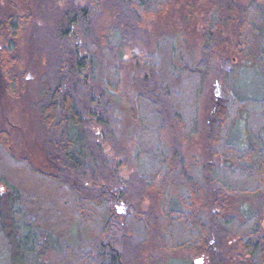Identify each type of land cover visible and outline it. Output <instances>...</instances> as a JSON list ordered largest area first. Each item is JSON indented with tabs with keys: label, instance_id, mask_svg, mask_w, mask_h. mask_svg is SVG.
<instances>
[{
	"label": "trees",
	"instance_id": "trees-1",
	"mask_svg": "<svg viewBox=\"0 0 264 264\" xmlns=\"http://www.w3.org/2000/svg\"><path fill=\"white\" fill-rule=\"evenodd\" d=\"M35 1L33 12L54 26L47 30L51 36L45 34L38 51L40 57L46 56L39 73L41 87L36 101L28 104L41 132V158L22 161L43 178L63 185L80 211L63 232L52 216L41 218L37 197L9 179L1 165L0 264H46L51 254L64 256V264H134L153 239L168 251L191 249L205 253L209 264H230L240 256L233 260L224 251L223 240L230 234L236 236L233 244L242 248L248 264H264V235L251 219L244 218L239 204L244 195L252 198L264 193V97L232 95L227 106H212L204 124L207 142L201 164L189 163L180 143L176 146L164 135L161 138L158 131V124H168L178 127L185 140L198 134L197 102L202 90L218 74L231 87L242 61H252L264 77V3L205 0L198 28L200 55L196 59L192 54L180 66L173 59L184 36H172L173 40L166 36L164 55L158 41L154 60L149 61L150 81L144 82L130 107V116L144 128L137 133L136 170L124 178L114 166V156L109 158L100 145L108 139L107 125L113 118L104 112L119 104V79L113 82L110 74L100 76L98 83L94 79L101 72L105 52L118 63L119 48L141 38L140 9L149 0H102L116 20L113 26L98 30L88 3L81 6L68 0L60 8L55 0ZM1 2L0 40L8 44L1 49L12 52L33 14L2 11ZM195 2L188 7L192 9ZM157 5L165 10V2L157 0ZM75 36H81L84 44L71 43ZM80 49H85L82 57ZM5 62H11L7 55L0 59V97L21 100L28 92L29 76L11 71ZM222 62L228 63V70ZM81 76L90 80L89 90H81ZM90 118L101 125L99 134L92 133ZM241 121L245 146L230 140L232 129ZM1 128L0 150L10 155L9 134ZM136 188L160 197L161 212L147 210L139 217L133 210L118 213L113 207L116 200L134 207ZM82 224L95 233L77 252Z\"/></svg>",
	"mask_w": 264,
	"mask_h": 264
},
{
	"label": "rangeland",
	"instance_id": "rangeland-1",
	"mask_svg": "<svg viewBox=\"0 0 264 264\" xmlns=\"http://www.w3.org/2000/svg\"><path fill=\"white\" fill-rule=\"evenodd\" d=\"M1 1L2 11L7 10L10 13H18L19 15L31 12L33 15L30 18L31 22L25 26V32L15 40V48L12 52L1 49L4 48L5 43L0 40V59L4 61L7 55L8 60L11 61L9 64L5 62V67L9 66L11 71L20 72L24 77L29 76L30 81L28 92H25L23 99L19 100L12 96L0 97V128L2 126L1 129L8 132L10 141V155H7L9 154L6 153L7 151L0 150V166L2 165L6 176L20 188L24 189L28 195L31 194L32 197H37L38 205L41 204L40 208L42 209L41 218L48 217L50 219L49 217L52 216L54 223L58 224L64 232L70 221H72V224L75 223L76 217H79L77 212L79 213L80 210L74 205L73 199L63 185L55 184L53 181L51 182L43 178L22 161L24 157L34 160L41 158L39 146L41 132L34 121V114L31 113L28 107L37 99L38 91L41 87L39 73L43 70L46 60V56L41 55L40 57L38 51L42 41L43 43L45 42V34L51 36L47 30L54 25L51 21H44V19L38 17L33 12L36 8L35 0ZM74 1L81 6L88 3L93 7L92 12L96 15L93 17H95L97 30L115 24V13L104 7L102 0ZM160 1L165 2V10L163 11L157 5V0H149L143 4L140 9L142 11L140 15L142 26L139 28L141 38L131 39L119 48L118 63L114 56L105 52L101 59V72L99 71L100 74H97V77L95 76L94 79V83H98L100 76L102 78L104 75L109 74L113 82L119 79V92L117 94L119 96V104L116 107H109L104 112L106 116L108 114L109 117L113 118H111V124L107 125L108 139L101 142L100 145L104 152L109 154L107 155L109 158L114 156V166L117 167L120 175L124 178H127L136 170L133 155L137 144V137L139 136L137 133L144 128L139 126L138 121L130 116V107L134 106L135 98L140 94L143 85H145L144 82L150 81L152 68H150L149 61L154 60L153 56L157 51L158 41H160L162 48L161 54L164 55L166 51L163 48L166 36H184V42L182 45H179L181 50L174 55L173 62L175 66H180L184 61L190 59L192 54L196 59L200 55L198 28L201 26V13L204 10L205 0H196L194 5L191 4L193 5L192 9L188 7L192 0ZM242 1L246 3L248 0ZM258 2L264 3V0H258ZM68 3V0L54 1V4L60 8L66 7ZM59 10L56 11L58 12ZM189 10H191V13ZM35 22L40 24L37 28L34 26ZM96 32L98 33L100 30ZM161 36H163L162 39L159 38ZM75 37L76 39L73 38L71 43L76 44V42L80 41L81 44H84V39L82 40L81 36ZM174 37H172V40L175 39ZM175 43L177 46L179 42L176 41ZM83 55H85V49H80V56L82 57ZM157 60L161 62L160 59ZM162 62L164 63V61ZM222 67L228 70V63L222 62ZM161 73H165V71ZM81 77V81L83 82L81 90H89L92 86L90 80H84L83 76ZM232 95H237L240 98L264 97V77L259 67L252 61H242L239 63V74L231 87L225 84L221 74L211 77L207 82L197 102L198 117L200 119L198 134L191 136L189 140H185L184 137L180 136L178 127H170L168 124L164 126L158 124L161 138L164 135L169 142H173L176 146L177 143H180L185 154L184 156L189 158L188 162L194 163L197 160L201 164L204 161L205 155L203 147L207 142L204 133L207 114L214 104H217L218 108H221L220 106L223 105L227 106ZM89 122L90 129L94 135L102 131L101 125L96 120L90 118ZM230 140L241 146L246 145L247 141L243 121L232 129ZM38 164H36L37 167L39 166ZM138 189L136 188L132 191L136 199L134 200V207L130 208L124 202L116 200L113 206L116 211L124 214L126 211L130 213L133 210L135 211L134 214H137V217L145 214L147 210L160 213V197L157 199L154 197V193L150 191L142 192V190ZM239 204L241 209L244 210V218L251 219L250 222L254 226H257L260 233L264 235V193L252 198L244 195L239 199ZM43 211H46V215ZM135 215L133 216L135 217ZM249 215L250 217H248ZM97 217L101 216L98 214ZM93 230L83 224L82 226L80 225L79 238L81 241H77L80 246L76 247L75 251L80 252L83 245L89 244L93 233H95ZM235 239L236 236L230 234L223 240L224 251L227 257H231L234 260V258L240 255L238 261L234 260L230 264H248L245 258L246 255L242 253V248L240 246L236 247V244H233ZM201 256V254H197L191 249H180L175 252L162 249L158 244V240L153 239L143 249L141 258H135L134 264H192V261ZM63 258L64 256L62 255L51 254V256L45 259L46 264H64ZM242 259L246 262L239 263ZM206 263H208L207 258Z\"/></svg>",
	"mask_w": 264,
	"mask_h": 264
},
{
	"label": "flooded vegetation",
	"instance_id": "flooded-vegetation-1",
	"mask_svg": "<svg viewBox=\"0 0 264 264\" xmlns=\"http://www.w3.org/2000/svg\"><path fill=\"white\" fill-rule=\"evenodd\" d=\"M202 256L199 257V258H202V261L199 263V264H205L206 262V258H208V256L206 257L205 253H202L201 254ZM192 263V262H191ZM206 264H209V263H206Z\"/></svg>",
	"mask_w": 264,
	"mask_h": 264
},
{
	"label": "water",
	"instance_id": "water-1",
	"mask_svg": "<svg viewBox=\"0 0 264 264\" xmlns=\"http://www.w3.org/2000/svg\"><path fill=\"white\" fill-rule=\"evenodd\" d=\"M201 261H202V258H198L192 261V264H199Z\"/></svg>",
	"mask_w": 264,
	"mask_h": 264
}]
</instances>
